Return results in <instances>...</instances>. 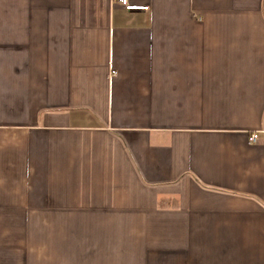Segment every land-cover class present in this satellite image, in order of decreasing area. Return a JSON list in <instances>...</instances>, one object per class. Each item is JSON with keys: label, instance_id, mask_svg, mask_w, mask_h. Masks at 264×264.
Returning a JSON list of instances; mask_svg holds the SVG:
<instances>
[{"label": "crops", "instance_id": "0c3cea01", "mask_svg": "<svg viewBox=\"0 0 264 264\" xmlns=\"http://www.w3.org/2000/svg\"><path fill=\"white\" fill-rule=\"evenodd\" d=\"M131 2L0 0V264H264V0Z\"/></svg>", "mask_w": 264, "mask_h": 264}, {"label": "built area", "instance_id": "2783aa9c", "mask_svg": "<svg viewBox=\"0 0 264 264\" xmlns=\"http://www.w3.org/2000/svg\"><path fill=\"white\" fill-rule=\"evenodd\" d=\"M113 2H119L122 6L125 7V9L129 10V11H134V10H148V6H143V5H139V4H134L131 2V0H111ZM116 74V71H111V75ZM258 138V134L254 133L250 136V141H256V139Z\"/></svg>", "mask_w": 264, "mask_h": 264}]
</instances>
